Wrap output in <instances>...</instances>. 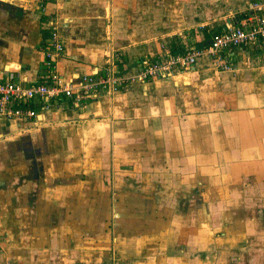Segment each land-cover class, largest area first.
<instances>
[{
	"label": "crops",
	"instance_id": "1",
	"mask_svg": "<svg viewBox=\"0 0 264 264\" xmlns=\"http://www.w3.org/2000/svg\"><path fill=\"white\" fill-rule=\"evenodd\" d=\"M253 2L264 4L0 0V81L48 80L43 49L52 24L64 45L57 69L65 78L109 65L131 74L142 60L208 46L226 24L256 13ZM224 55L233 71L203 55L182 74L85 104L33 99L35 118L0 117L4 264H29L32 245L44 258L39 264L59 257L62 241L81 246L82 236L60 230L65 220L54 204L58 193L70 201L80 190L105 193L100 208L111 202L118 214L115 241L97 243L96 255L88 248V264H264V46H229ZM44 187L53 205L46 195L35 198ZM150 209L152 220L144 215ZM58 263L65 264H51Z\"/></svg>",
	"mask_w": 264,
	"mask_h": 264
},
{
	"label": "built area",
	"instance_id": "2",
	"mask_svg": "<svg viewBox=\"0 0 264 264\" xmlns=\"http://www.w3.org/2000/svg\"><path fill=\"white\" fill-rule=\"evenodd\" d=\"M252 8L256 13L239 19L237 24H226L222 31L212 35L208 46L187 48L179 53H167L158 58L142 60L131 74L121 73L114 65H109L102 74L65 78L57 69V60L64 52V45L52 24L43 49L45 65L49 69L48 80L31 84H23L14 79L0 81V117L35 118L37 110L30 103L33 99L48 101L65 97L73 99L76 106L80 101L85 104L90 99L110 96L129 84L182 74L193 68L197 59L203 55L210 57L218 68L233 71V65L224 55L226 47L248 46L253 43L264 46V4L253 2Z\"/></svg>",
	"mask_w": 264,
	"mask_h": 264
},
{
	"label": "rangeland",
	"instance_id": "3",
	"mask_svg": "<svg viewBox=\"0 0 264 264\" xmlns=\"http://www.w3.org/2000/svg\"><path fill=\"white\" fill-rule=\"evenodd\" d=\"M14 170L16 172V167H14ZM180 179H181L180 177L176 178L177 183L175 182L176 183L175 185H178L180 183L179 181ZM184 181L185 179L183 180V183L186 185L187 181L186 182ZM44 188L47 189V187H44ZM187 188L189 189V187ZM80 193L81 194H77V193L73 194L72 197H74V200H70V201H67L65 199L66 195L64 194V192L58 193L62 197L61 202H54L53 199L55 197H53L52 194L48 192V189L45 192L44 191L41 192L39 195L35 193V198L41 199L44 195H46L45 197L46 201L48 199H51L52 201H50L51 203L50 202L49 203L53 205V202H54L56 208L57 207L59 208V211H61V215H62L61 220H65V221H62L61 225H59V228H61L60 229L61 231H63L64 233L70 234L71 237L72 235H75L78 238L79 236H82V238L85 240L79 243L81 246H77L70 241H62L63 246L58 248L59 257L48 256L47 259L51 260L50 264L53 263V259H56L58 261L64 260L65 264H75L77 261L79 262L82 261L85 264H88L91 261L90 257L83 256V253L88 248H92L93 249L92 254L96 255L97 243L101 242L105 238H109V240L112 243L115 241L113 239L112 233H117V231H115L117 226H115L116 222L112 220V218H117L118 214L113 211V204L111 202H110V205H111L110 208L108 209L100 208V203H102V197H105L106 194L105 193L101 194L98 192L85 193V192H82L81 190H80ZM69 195L71 194L68 193L67 197H69ZM44 209H46L45 206L42 210ZM178 211L179 210L173 209L172 214ZM37 215L39 216L41 215V213L39 214L36 210V212L33 213V216L37 217ZM144 215L148 217L150 220H152L156 217V211L154 212L152 209L146 210V212H144ZM82 217L83 218L87 217L89 221L86 223L82 222ZM173 217H178V215L174 214ZM89 218H92V220H90ZM112 224H114V227ZM33 225L35 226L36 222H33ZM148 228L149 227H147V229ZM54 229L55 227L53 226L52 230ZM0 239H2L1 235H0ZM163 240H166V239H163ZM172 241L162 242V245L164 243L167 244L168 242L172 243ZM4 249H5V242L3 240V242H0V264L5 263V256L4 257L2 256V255H5ZM50 249L52 251V247ZM31 250H32V253L30 256V260L28 261L29 264H39V260H44L43 257L37 254L38 247L36 248L34 245H32ZM61 253L63 254L61 255ZM71 253H75V254L70 255ZM95 259L98 260L99 257ZM113 259L115 260V258ZM113 259H111L112 262H113ZM9 264L11 263L9 262Z\"/></svg>",
	"mask_w": 264,
	"mask_h": 264
}]
</instances>
